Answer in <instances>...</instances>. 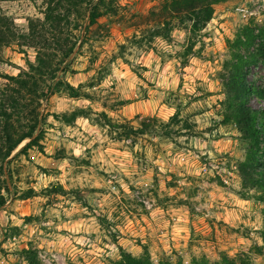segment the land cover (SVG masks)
<instances>
[{"label":"rangeland","instance_id":"1","mask_svg":"<svg viewBox=\"0 0 264 264\" xmlns=\"http://www.w3.org/2000/svg\"><path fill=\"white\" fill-rule=\"evenodd\" d=\"M178 2L104 0L93 23L85 4L69 7L61 37L75 46L40 102L41 146L21 152L24 140L3 163L0 264H30L25 249L35 264H109L121 249L153 264H264V199L239 176L249 142L227 119L225 87L241 53L264 89V0L222 2L223 24L199 29L170 11ZM46 7L0 1L20 31ZM35 56L2 47L0 75Z\"/></svg>","mask_w":264,"mask_h":264},{"label":"trees","instance_id":"2","mask_svg":"<svg viewBox=\"0 0 264 264\" xmlns=\"http://www.w3.org/2000/svg\"><path fill=\"white\" fill-rule=\"evenodd\" d=\"M8 1V0H0ZM47 5L45 16L41 19H29L27 31L13 26L12 20L0 11V50L4 46L16 43L21 47H31L36 51L35 61H29V70H22L18 75H0L6 82L0 86V175L6 183L3 163L19 144L28 141L21 147L25 152L32 146L40 147L43 136L41 123L45 120L40 111V102L53 90L52 81L55 78L57 66L73 50L75 41L69 36L61 37L64 27L69 24L70 6L74 9L85 4L89 9V23H93L100 11L99 4L104 0H43ZM227 0H179L176 6L171 5L170 11L182 12L183 16L192 21V26L199 29L207 23L214 13V5ZM173 9V10H172ZM164 25H169L167 20ZM242 34L250 44L253 39L252 30L245 27ZM245 39V40H246ZM238 42L242 43L240 40ZM264 58V47L257 49ZM231 74L225 82L227 89V119L231 120L241 137L249 142L245 157L237 165L239 176L244 187L255 189L259 198L264 199V107H253L250 104L254 94L264 101V89L251 87L248 81V66L250 60L241 53L232 54ZM59 82V81H58ZM69 86L71 95H76L77 89ZM71 115H62L70 121ZM132 129V127H131ZM144 133V128L138 129ZM11 178V173L9 172ZM6 190L9 187L6 186ZM5 203V197L0 191V206ZM264 239V228L262 230ZM30 264L34 259L28 256ZM120 258L109 264H153L147 253L134 256L123 249ZM169 264V263H168Z\"/></svg>","mask_w":264,"mask_h":264},{"label":"crops","instance_id":"3","mask_svg":"<svg viewBox=\"0 0 264 264\" xmlns=\"http://www.w3.org/2000/svg\"><path fill=\"white\" fill-rule=\"evenodd\" d=\"M225 3H220V4H215L214 5V15L212 18V21H217L219 20V18H221V16L223 15L222 13H220V10L223 9ZM218 14V17H215ZM223 21L220 19L219 20V25H222Z\"/></svg>","mask_w":264,"mask_h":264},{"label":"built area","instance_id":"4","mask_svg":"<svg viewBox=\"0 0 264 264\" xmlns=\"http://www.w3.org/2000/svg\"><path fill=\"white\" fill-rule=\"evenodd\" d=\"M238 10L241 11V12H245L246 11V9H243V8H238Z\"/></svg>","mask_w":264,"mask_h":264}]
</instances>
